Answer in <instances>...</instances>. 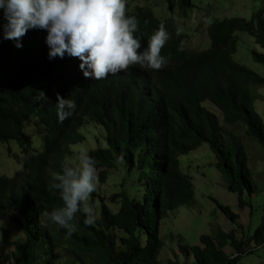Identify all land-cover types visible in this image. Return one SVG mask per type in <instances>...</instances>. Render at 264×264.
<instances>
[{"label": "trees", "instance_id": "16d2710c", "mask_svg": "<svg viewBox=\"0 0 264 264\" xmlns=\"http://www.w3.org/2000/svg\"><path fill=\"white\" fill-rule=\"evenodd\" d=\"M173 1L166 0L169 5ZM179 4L186 10L189 1L179 0ZM126 15L138 20L134 35L141 39V50L159 25H165L170 39L161 49L167 59L161 70L136 65L82 83L67 75L73 63L67 53L50 58L45 39L35 42L25 36L17 48L16 41L4 39L0 29V142L15 141L25 155L22 170L12 178L0 176V219L9 218L25 236L11 254L0 252V264H160L161 220L167 210L191 203L194 195L178 158L203 143L217 157L228 189L239 193L242 206L250 204L244 196L254 193L256 186L246 149L233 136L224 139L219 118L203 103L216 106L227 126L244 122L247 134L264 148V121L254 106V88L264 86V77L233 58L239 31L250 33L264 48V7L250 19H214L207 27V50L188 48L186 35L177 36L174 18L161 21L141 9ZM251 57L264 67V53L253 49ZM39 91L49 98L46 103L33 100ZM57 94L76 103L74 115L63 123L57 118ZM32 117L43 128V150L35 154L32 142L23 136ZM91 121L106 131L107 147L88 152L96 169H115L121 159L126 170L137 169L143 194L136 201L123 190L114 193L117 210L103 205L92 226L85 225L83 214L77 213L73 221L77 231L68 235L43 212L63 205L52 187L53 173H62L69 165L72 146L84 141L82 129ZM218 205L237 225L239 214L228 205ZM138 231L145 233L144 245ZM199 241L200 246H180V252L192 256L195 264H242L245 256L264 248V224L250 238H237L235 230H218L215 236H200Z\"/></svg>", "mask_w": 264, "mask_h": 264}, {"label": "rangeland", "instance_id": "374dc122", "mask_svg": "<svg viewBox=\"0 0 264 264\" xmlns=\"http://www.w3.org/2000/svg\"><path fill=\"white\" fill-rule=\"evenodd\" d=\"M184 10L179 0L173 1V9L166 0H127L128 14L137 13L141 9L144 13L154 14L161 21L174 18L175 30L186 35V45L192 50L209 49L210 40L207 27L216 18L242 16L250 19L264 7V0H188ZM135 7V8H134ZM239 44L234 60L249 67L261 77H264V67L254 62L251 57L253 49L264 53L253 36L245 31L237 32ZM256 112L264 121V86L254 88ZM203 106L217 115L223 128V137L226 141L235 137L246 149L248 166L252 172L256 191L245 193V199L250 202L247 206L240 204L239 193L228 189V182L224 174L217 167V157L203 143L198 149L179 156L180 168L193 184V200L189 204L181 205L175 210H167L160 223V239L163 243L158 256L160 264L179 262L180 264H195L192 256L180 252L181 245L200 246L199 238L202 235L215 236L218 230L224 232L236 231L237 238H250L255 231L264 224V148L247 134L244 122L236 126H227L223 122L221 111L211 102H204ZM85 136L83 142L72 146L73 155L67 159L69 165L78 164L79 149L85 148L88 152L97 148H106V131L95 122L87 124L82 129ZM23 136L29 139L35 153L43 150V128L37 119L30 118L23 130ZM25 155L21 153L15 141L0 142V175L12 178L23 164ZM105 179H101L102 170H96V190L88 203L94 206L99 220V211L103 205L118 208V201L113 200L114 193L123 190L129 199L140 201L143 186L137 179V169L126 170L123 161L117 160V167L105 170ZM218 204L228 205L231 210L239 214L237 225H232ZM96 220V221H97ZM242 228H241V227ZM115 233V231H113ZM118 237L122 233H115ZM141 245L145 243V233L137 232ZM25 236L8 219H0V252L11 254L17 245L24 242ZM253 248L256 246L253 243ZM261 248V247H260ZM225 248L226 252L229 253ZM73 263V262H71ZM242 264H264V248L255 254L245 256Z\"/></svg>", "mask_w": 264, "mask_h": 264}, {"label": "clouds", "instance_id": "9594fccd", "mask_svg": "<svg viewBox=\"0 0 264 264\" xmlns=\"http://www.w3.org/2000/svg\"><path fill=\"white\" fill-rule=\"evenodd\" d=\"M126 14L127 0H0V29L4 39L16 41L17 48L22 47L19 40L25 36L35 42L45 39L50 58H63L67 53L73 57L67 75H75L82 83L90 77L99 80L110 73L126 72L136 65L161 70L167 64L161 49L170 39L165 25H159L141 50V39L134 35L139 30L138 20ZM48 99L43 91L33 97L40 103ZM75 110L72 99L57 94L58 122L73 116ZM96 170L105 168L96 169L95 159L81 148L78 164L65 165L62 173H53L52 187L58 190L63 205L44 211L43 216L68 235L77 231L73 223L77 213L83 214V223L88 226L98 219L94 206L88 203L96 190Z\"/></svg>", "mask_w": 264, "mask_h": 264}, {"label": "bare ground", "instance_id": "6f19581e", "mask_svg": "<svg viewBox=\"0 0 264 264\" xmlns=\"http://www.w3.org/2000/svg\"><path fill=\"white\" fill-rule=\"evenodd\" d=\"M135 8V7H134ZM194 52V51H193Z\"/></svg>", "mask_w": 264, "mask_h": 264}]
</instances>
